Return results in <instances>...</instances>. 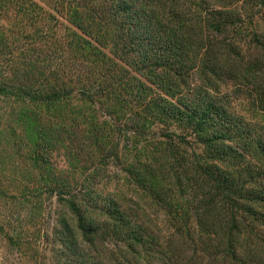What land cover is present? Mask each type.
Here are the masks:
<instances>
[{
    "label": "rangeland",
    "instance_id": "374dc122",
    "mask_svg": "<svg viewBox=\"0 0 264 264\" xmlns=\"http://www.w3.org/2000/svg\"><path fill=\"white\" fill-rule=\"evenodd\" d=\"M101 4V0H0V85L64 86L67 93L53 104L28 103L14 90L0 94V264H80L84 260L65 251L59 241L64 235L58 230L71 216L68 204L58 200L59 192L63 196L67 192L79 207L94 206L93 214L100 212L105 199L113 198L160 236L174 229L172 217L161 211L149 189L129 177L126 166L130 156L142 157L144 151L159 146L165 140L163 132H188L186 123L176 119L192 101L210 100V93L204 91L210 76L202 71L198 61L202 56L194 61V55H182L183 68L171 64L174 71H170L162 58L154 69L146 68L145 55L123 49V43L118 48L98 47L77 24H83L79 16L85 17L86 10L90 15L94 9L101 11ZM173 5L185 13L191 10L188 18L200 16L204 23L231 15L241 18L240 29L204 28L203 44L217 45L231 38L252 61L264 58V49L252 45L257 39L264 41V0H174ZM260 68L264 75V63ZM154 74L164 78L162 84L154 83ZM229 78L217 83L214 101L228 102L243 124L259 128L264 112L252 101L258 105L260 90ZM147 87L149 99L161 104L156 112H164L163 118L157 114L150 118V124L141 119L146 109L138 98ZM50 126L58 127L55 133ZM37 131L53 136L46 139L47 149L45 144L37 146ZM115 147L119 158L111 154ZM103 157L109 160L101 163ZM141 159L142 164H151V159ZM56 183L65 185L54 190L59 195L50 188ZM191 230L199 228L192 225ZM113 245L108 240L104 246L114 252ZM194 258L186 264H219L208 256ZM150 262L139 260V264Z\"/></svg>",
    "mask_w": 264,
    "mask_h": 264
},
{
    "label": "trees",
    "instance_id": "16d2710c",
    "mask_svg": "<svg viewBox=\"0 0 264 264\" xmlns=\"http://www.w3.org/2000/svg\"><path fill=\"white\" fill-rule=\"evenodd\" d=\"M173 1L101 0V11L95 13L94 9L90 15L86 10L85 17L79 16L83 24L78 27L98 47L118 48L123 43V49L130 47L132 53L145 55L146 68L154 69L162 58L170 71H174L171 64L183 68L182 55L192 54L194 61L202 56L198 61L210 76L204 86L210 100L192 101L176 119L186 123L184 130L188 132H163L165 140L157 147L151 143L153 150L143 152L142 157L151 159V164H142L141 154L137 153L129 157L126 166L129 177L149 189L161 211L172 217L173 231L164 236L150 231L113 198L105 199L100 212L93 214L94 206L79 207L77 200L67 198V192L66 196L59 192L58 200L67 203L71 211L58 230L64 235L59 241L65 251L84 259L80 264H119V260L131 264H139V260L186 264L199 255L219 260V264H264V123L259 128L249 127L243 124L242 116L230 111L228 102L212 97L225 76L237 78L260 90L258 105L256 100L252 105L264 112V75L260 74L264 58L252 61L247 51L229 41L231 38L217 45L203 44L204 28L215 32L233 26L240 29L244 27L241 18L231 15L224 21L204 23L200 16L188 18L186 14L191 10H176ZM95 14L99 17L94 18ZM108 26L114 30L110 32ZM256 41L252 45L264 49V41ZM155 76L154 83L162 84L164 78ZM63 89L54 85L36 88L27 83L1 84L0 94L14 90L28 103L53 104L67 96ZM150 91L147 87L138 96L146 109L141 119L149 124L155 114L159 119L164 117V112H156L161 104L149 99ZM57 128L50 126L53 133ZM37 134V146L45 144L47 149L46 139L53 136L43 131ZM118 152L115 147L111 154L119 158ZM107 160L103 157L100 162ZM51 187L55 193L65 185L56 183ZM192 225L199 231H192ZM108 240L114 241V252L104 246Z\"/></svg>",
    "mask_w": 264,
    "mask_h": 264
}]
</instances>
